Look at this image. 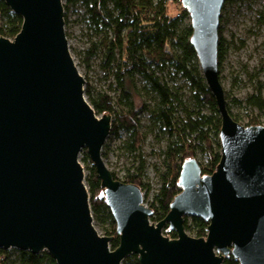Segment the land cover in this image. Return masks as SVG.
Here are the masks:
<instances>
[{
	"label": "water",
	"instance_id": "obj_1",
	"mask_svg": "<svg viewBox=\"0 0 264 264\" xmlns=\"http://www.w3.org/2000/svg\"><path fill=\"white\" fill-rule=\"evenodd\" d=\"M23 18L12 39L0 36V249L47 251L57 264H264V125L231 115L220 76L219 45L227 0H182L189 12L202 73L221 116V162L203 176L185 160L181 192L167 217L153 223L145 193L116 179L103 149L112 115H98L71 54L64 0H3ZM93 162L120 245L94 223L82 151ZM209 223L191 236L185 217ZM169 226L177 238L164 234Z\"/></svg>",
	"mask_w": 264,
	"mask_h": 264
},
{
	"label": "trees",
	"instance_id": "obj_2",
	"mask_svg": "<svg viewBox=\"0 0 264 264\" xmlns=\"http://www.w3.org/2000/svg\"><path fill=\"white\" fill-rule=\"evenodd\" d=\"M172 0H66L65 8L80 4L84 7L90 22V28L99 34L100 41L92 46L86 56L88 64L99 50L103 54V66L115 76L121 98L118 103L114 98L99 92L95 95L91 86H86L89 102L98 115H112L111 133H118L121 128L132 132L133 139L129 147L133 152L141 149L144 134L140 131V110H148L151 119L160 130L171 136L165 151L164 164L166 171L162 175V184L155 201L150 205L154 211L153 223L164 220L170 212L174 198L181 192L179 185L183 163L190 158H197L198 150L207 156V162L199 163L203 176L212 175L221 162L220 129L222 125L218 106L202 73L195 48L191 43L193 29L189 12L182 0H173L179 6V13H170ZM232 0H227L226 4ZM225 4V6H226ZM224 6V7H225ZM224 11V8H223ZM68 23V15L65 16ZM264 22V17L261 19ZM23 18L0 0V36L14 38L21 30ZM225 39L223 38L222 18L220 27L219 62L220 76L224 59ZM170 67L175 74L189 83L193 91L191 105L183 100V91H174L167 81L157 74ZM137 77L144 81V90L152 94L155 104L151 108L147 104L139 107L135 97L140 94L141 87ZM227 99V97H226ZM250 106L264 110V98L261 92L248 98ZM232 117L239 123L228 105ZM210 114L204 113V109ZM180 109L183 115H180ZM245 126L264 125L258 118L252 117ZM106 146V145H105ZM105 148V147H104ZM83 161L91 164L87 176L88 190L91 195L92 211L95 218L109 223L104 235L113 237L111 248L117 249L120 237L117 224L105 198V191L97 170L91 161L87 149L82 151ZM106 153L103 152L105 157ZM113 172V171H112ZM116 179L139 186L145 193V161L141 159L137 173H128L124 179L113 172ZM146 201V200H145ZM209 223L199 217H185V228L196 238L207 237ZM164 234L177 238V232L167 225ZM9 251L0 249V264L7 262ZM14 264H57L47 252L34 254L31 251L19 250ZM122 264H140L138 255L127 257ZM224 264H240L232 255L226 257Z\"/></svg>",
	"mask_w": 264,
	"mask_h": 264
},
{
	"label": "rangeland",
	"instance_id": "obj_3",
	"mask_svg": "<svg viewBox=\"0 0 264 264\" xmlns=\"http://www.w3.org/2000/svg\"><path fill=\"white\" fill-rule=\"evenodd\" d=\"M66 0H64V6ZM170 13L177 15L179 6L173 0L170 4ZM68 15L66 23V33L69 40L71 54L76 65L91 86L92 92L97 95L105 92L111 95L115 102L121 98V91L118 89L115 76L103 66V54L99 50L98 54L92 58L90 63L86 62V56L92 46L100 41V35L90 28V22L86 16L83 6L70 5L65 8V16ZM264 0H232L226 4L222 13V30L225 39L224 59L221 67V81L224 86L227 103L233 114L246 124L252 117L258 118L264 123V110L250 106L248 98L261 92L264 98ZM191 23V18L186 20ZM168 85L174 90L183 91V100L191 105L193 91L184 78L175 74L170 67L164 71H157ZM137 82L141 87V93L135 97L139 107H144V103L151 108L155 104V98L144 90V81L137 77ZM89 101V96L86 94ZM180 109V115H183ZM204 113L210 114V110L205 108ZM141 120L140 131L144 134L141 149L133 152L129 147L133 139L132 132L126 128H121L118 133H111L103 152L106 153L104 159L111 171L124 179L128 173H137V168L141 159L145 161V202L150 206L155 201V196L162 184V175L166 171L164 159L165 151L169 145L171 136L165 130H160L159 125L151 119L148 110H140ZM84 154L80 155V161L85 169L86 179L89 174L91 164L83 161ZM197 159L206 163L207 156L202 150H198ZM87 184V181H86ZM88 186V185H87ZM94 223L101 235L109 223L94 217ZM175 231V230H174ZM190 235L191 233L188 232ZM192 236V235H191ZM7 262L13 261L19 254L18 249H9Z\"/></svg>",
	"mask_w": 264,
	"mask_h": 264
}]
</instances>
